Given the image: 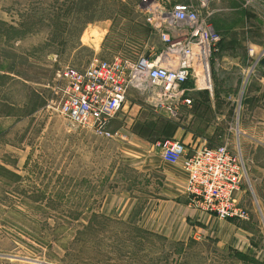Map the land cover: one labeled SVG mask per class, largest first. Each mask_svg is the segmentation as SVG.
<instances>
[{"label":"rangeland","instance_id":"1","mask_svg":"<svg viewBox=\"0 0 264 264\" xmlns=\"http://www.w3.org/2000/svg\"><path fill=\"white\" fill-rule=\"evenodd\" d=\"M150 5L0 0V264H264V141L245 139L241 150L243 90L216 106L229 107L224 128L232 130L230 150L246 165L239 198L251 220L217 217L209 233L185 239L143 222L144 215L156 214L148 206L160 183L156 174L170 170L150 168L162 158L158 143L174 139L160 140L159 130L163 118L175 120L154 110L136 89L111 122L110 138L72 126L53 106L52 87L62 68H85L94 57L137 59L160 52L148 21ZM245 9L246 29L228 34L262 43L264 1ZM213 63L214 54L196 74L203 76L198 86L216 95L220 81ZM203 105L211 112L210 104Z\"/></svg>","mask_w":264,"mask_h":264},{"label":"built area","instance_id":"2","mask_svg":"<svg viewBox=\"0 0 264 264\" xmlns=\"http://www.w3.org/2000/svg\"><path fill=\"white\" fill-rule=\"evenodd\" d=\"M147 1L151 3L148 21L162 43L160 52L137 59L94 57L85 68L66 66L57 72L52 87L53 106L72 126L112 137L110 124L125 107L131 89L145 92L149 106L175 119L183 107H192L190 84L198 86L200 79L196 68L206 66L222 41L213 22L210 0ZM258 1L264 0L245 3ZM250 53L254 55L252 48ZM263 58L264 51L257 62ZM158 145L166 163H181L186 171L185 190L193 207L222 220H251L250 210L238 197L246 165L228 144L210 147L202 142L190 150L183 141L170 139Z\"/></svg>","mask_w":264,"mask_h":264},{"label":"crops","instance_id":"3","mask_svg":"<svg viewBox=\"0 0 264 264\" xmlns=\"http://www.w3.org/2000/svg\"><path fill=\"white\" fill-rule=\"evenodd\" d=\"M245 2L246 0H210L214 11L213 22L222 33V41L214 53L212 70L216 79L218 77L220 81L215 87L216 95L212 93V88H207L206 85L199 87L194 86V83L190 84L193 88L191 94L194 99L193 106L183 107L180 116L173 118L179 124L174 139L188 144L190 150L194 145L202 142L210 147L230 142L232 130L228 127L224 128L230 118L229 107L225 105L221 108L216 104H229L230 96L237 89L244 91L241 104H245L239 118L240 131L237 134L241 150H245L248 145L245 139L259 143L264 141V58L257 62L264 51V41L254 43L249 37H234L228 34L239 28L246 29L243 21L247 23L245 8L248 5ZM235 14L238 15L236 18ZM242 16H245L244 19ZM251 48L254 50V55L250 53ZM254 67L256 68L252 73L251 69ZM201 104L202 106L210 104L211 112L200 106ZM163 112L167 116L168 113ZM168 116L170 117L169 114ZM219 130H222V133ZM158 166L165 167V170L170 166V170L162 173L161 176L156 174V179L160 183L148 200V206H153L152 211L155 210L156 214L150 213L148 218L144 215L143 222L151 226V221H154L157 229L163 227L164 235L175 239L197 237L200 233H207L218 218L191 205V199L185 190L188 178L186 171L181 166L166 163L162 158L160 164L151 165L150 168L157 172ZM260 171L264 172V168L260 167ZM257 196L259 197L258 194ZM152 211L147 209V213ZM151 215L154 217L152 220Z\"/></svg>","mask_w":264,"mask_h":264},{"label":"trees","instance_id":"4","mask_svg":"<svg viewBox=\"0 0 264 264\" xmlns=\"http://www.w3.org/2000/svg\"><path fill=\"white\" fill-rule=\"evenodd\" d=\"M164 119V124L162 128H160L159 134L161 135L159 138L160 140H165L169 138H174L175 135V130L178 128L179 124L173 120H170L168 118H163ZM165 138V139H163Z\"/></svg>","mask_w":264,"mask_h":264},{"label":"bare ground","instance_id":"5","mask_svg":"<svg viewBox=\"0 0 264 264\" xmlns=\"http://www.w3.org/2000/svg\"><path fill=\"white\" fill-rule=\"evenodd\" d=\"M172 66H173V67H176L175 64H172ZM199 66L202 67L201 65H199ZM198 68H199V67H198ZM198 68H197V69H198ZM198 76H199V78H201V79L203 80V76L201 75L200 70H199V72H198ZM202 80H201V81H202ZM206 80H208V79H206Z\"/></svg>","mask_w":264,"mask_h":264},{"label":"water","instance_id":"6","mask_svg":"<svg viewBox=\"0 0 264 264\" xmlns=\"http://www.w3.org/2000/svg\"><path fill=\"white\" fill-rule=\"evenodd\" d=\"M263 64H264V60H263Z\"/></svg>","mask_w":264,"mask_h":264}]
</instances>
